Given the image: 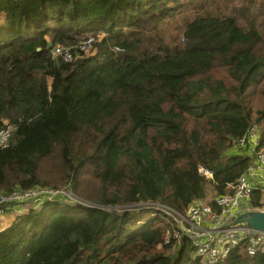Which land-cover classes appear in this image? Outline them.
<instances>
[{
	"label": "trees",
	"instance_id": "trees-1",
	"mask_svg": "<svg viewBox=\"0 0 264 264\" xmlns=\"http://www.w3.org/2000/svg\"><path fill=\"white\" fill-rule=\"evenodd\" d=\"M248 1L0 0V195L66 185L88 203L56 197L0 223V264H200L185 236L165 243L171 223L126 209L228 193L252 159L238 139L256 126L264 143V17ZM90 35L70 61L51 53Z\"/></svg>",
	"mask_w": 264,
	"mask_h": 264
},
{
	"label": "built area",
	"instance_id": "built-area-1",
	"mask_svg": "<svg viewBox=\"0 0 264 264\" xmlns=\"http://www.w3.org/2000/svg\"><path fill=\"white\" fill-rule=\"evenodd\" d=\"M93 41L94 37L87 36L74 48L86 51ZM72 49L73 47L55 46L51 53L70 61L73 58ZM10 132V125L0 129V146L7 143ZM260 134L258 127L251 126L246 134L238 139L237 146L247 147L246 152L252 155V159L246 170L229 185L228 193L215 196L213 202L195 200L182 212L158 202L138 204L136 209L163 216L174 228L172 235L166 233L165 243L172 237L175 243L179 244L181 237L185 236L190 242L191 258L198 259L200 264H218L237 247L249 256L264 252V231L244 222L234 221L245 211L255 210L264 213V143L260 142ZM199 172L207 178L212 177V172L202 166H199ZM256 191L259 193V204L253 207L250 203L254 200ZM56 197L70 198L69 189L37 186L2 194L0 219L12 210V207L39 204ZM0 223L2 224V221ZM174 247L175 244L171 251Z\"/></svg>",
	"mask_w": 264,
	"mask_h": 264
},
{
	"label": "rangeland",
	"instance_id": "rangeland-1",
	"mask_svg": "<svg viewBox=\"0 0 264 264\" xmlns=\"http://www.w3.org/2000/svg\"><path fill=\"white\" fill-rule=\"evenodd\" d=\"M250 3H253V5H251ZM259 3H260V0H255L254 2L248 1L245 4V6H249L251 8V10L254 11L252 13H255V11H258V13H259L258 19H259V21H262L261 19L264 17V14H262L261 11L257 7L259 5ZM197 6H198V3H195V4L190 5V6L188 5L187 7L182 8L181 12L178 11L177 12V15H175L174 17H172L171 19H167V22H168V30L173 31V33L176 32L177 31L176 27L182 23V21L184 20V18L186 16L193 15V13L198 10L197 9ZM242 11L243 10H240V12H235V14L241 16L243 14ZM161 28H162V32H164L165 29H166V25L165 24L162 25ZM151 31H153V30H151ZM90 36H92V35H90ZM94 40H95V38H94ZM92 47H93V45L91 44L87 50H90ZM73 48H74V46H73ZM50 168H51V165L45 164L43 162V165H42V171L43 172H47ZM55 188H57V189H64L65 188V190L68 188L69 189L70 196H71L70 198H67L68 200H70L71 202H77L79 204H88V203H86V201L84 200L83 197L75 194V192L72 191V190H70V188L67 187L66 185H64L62 187H55ZM90 194H91V192H90ZM215 196H216V192L214 191L213 187L210 186V185L207 186V196L203 200H205V201H209L210 200L211 201V200L214 199ZM45 201H48V200H45ZM45 201H43V202H45ZM43 202H41L39 204H42ZM36 205H38V204L35 203L34 206H36ZM137 207H138L137 205H133V206H130L129 208H127L126 210L127 211H130V212L140 211L141 209L140 210L139 209L136 210ZM16 209H17V206L12 207V210H10L9 212H15L16 211L17 214H22L21 208H20V210H16ZM5 216H6V214H5ZM5 216L3 215L1 217L2 219H0L3 224L6 223L5 222L6 220H3V218ZM146 217L149 218V219L159 218V219H162V220H166L163 216L158 215L156 213H152L150 211H143L142 212V218L141 219H146ZM192 259H194V258H192Z\"/></svg>",
	"mask_w": 264,
	"mask_h": 264
},
{
	"label": "water",
	"instance_id": "water-1",
	"mask_svg": "<svg viewBox=\"0 0 264 264\" xmlns=\"http://www.w3.org/2000/svg\"><path fill=\"white\" fill-rule=\"evenodd\" d=\"M234 221L244 222L249 226L264 231V213L262 212L255 210L245 211L240 213Z\"/></svg>",
	"mask_w": 264,
	"mask_h": 264
},
{
	"label": "crops",
	"instance_id": "crops-1",
	"mask_svg": "<svg viewBox=\"0 0 264 264\" xmlns=\"http://www.w3.org/2000/svg\"><path fill=\"white\" fill-rule=\"evenodd\" d=\"M20 208H21V212H22L24 210V207H22V206H17L16 210H20ZM16 215H17L16 211L15 212H8L6 214V216L3 218V220H6L5 224L2 223L3 226H5V227L9 226L13 222V220L15 219Z\"/></svg>",
	"mask_w": 264,
	"mask_h": 264
}]
</instances>
